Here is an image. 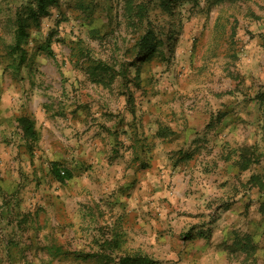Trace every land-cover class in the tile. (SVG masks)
I'll return each instance as SVG.
<instances>
[{
    "label": "rangeland",
    "instance_id": "1",
    "mask_svg": "<svg viewBox=\"0 0 264 264\" xmlns=\"http://www.w3.org/2000/svg\"><path fill=\"white\" fill-rule=\"evenodd\" d=\"M32 1L0 0V144L41 160L0 264H264V0Z\"/></svg>",
    "mask_w": 264,
    "mask_h": 264
},
{
    "label": "crops",
    "instance_id": "2",
    "mask_svg": "<svg viewBox=\"0 0 264 264\" xmlns=\"http://www.w3.org/2000/svg\"><path fill=\"white\" fill-rule=\"evenodd\" d=\"M1 129V127H0ZM46 144V143H45ZM41 146V145H40ZM42 151L38 152L41 153V155H43L44 159H47L49 156L53 155V152H55V150L49 149V147L47 145L45 146H41ZM32 153H37L36 150H31ZM21 153V157H24L23 162L21 164V166L19 165V159L15 160V155L18 153ZM37 153V154H38ZM23 154V156H22ZM29 152L26 151H22L20 152L17 148H15L12 145H3L0 144V192L4 191L7 192L8 187H13L15 185H19L21 183H25L23 182L24 179H26L27 182L30 183H36L38 181H33L34 177L37 178L39 174H41L39 169H35L34 167H40L38 166V163H41V160H39L36 163V160L38 159V157L34 160V164L33 165L31 162L32 158H30V156L28 157ZM58 160V159H57ZM25 161V162H24ZM57 162L56 160L54 161ZM40 165V164H39ZM24 172L26 173L27 178H21L20 173L19 172ZM39 179V177H38ZM42 182L41 186H44V181L41 179L40 180ZM7 187V189H6ZM10 187V188H11ZM41 191V190H39ZM39 195V194H37ZM41 196V195H40ZM39 198V197H38ZM7 231H14V233L17 234V239L15 240L16 242V246H23L24 247V243L27 242V245H31L32 244V237H33V233L29 228H5V232ZM19 244V245H17ZM7 245H13V239H11L10 237L7 239ZM51 249V248H50Z\"/></svg>",
    "mask_w": 264,
    "mask_h": 264
},
{
    "label": "trees",
    "instance_id": "3",
    "mask_svg": "<svg viewBox=\"0 0 264 264\" xmlns=\"http://www.w3.org/2000/svg\"><path fill=\"white\" fill-rule=\"evenodd\" d=\"M54 0H36V4H37V9L34 10V8H32V3L31 2V6L28 9L29 11H32V14L30 16V18H34L38 21L39 19V12H43V13H48V7L53 3ZM129 3V2H128ZM136 8H138L139 10V15H141L142 12L145 11V8L142 5H137L135 6ZM132 9H134V6L132 4V0H131V7L129 4V11H131ZM29 18V16H26L23 13H19L18 16V27L15 29V38L17 40V48H20V45L22 43V41H24V39L28 36V33L25 30V22L26 19ZM151 31H149L143 38V41L140 43L142 45V53H146L150 50L153 49V39L150 38L151 35ZM14 49H16V46H14ZM13 55V54H12ZM20 123L23 125V130H24V134L27 137L30 138H35L36 137V132H35V128L33 125V122H31L29 119H27L26 117H21L19 118ZM52 172L53 175L55 176V178L59 181H64L66 178H68L70 176V173L67 174V172H65V174H62V171L58 168V165L55 163L53 164L52 167ZM133 260V258L131 259ZM130 258L128 256H123L120 257V260L118 261L117 264H129L131 262ZM143 258H139L138 261H143Z\"/></svg>",
    "mask_w": 264,
    "mask_h": 264
}]
</instances>
